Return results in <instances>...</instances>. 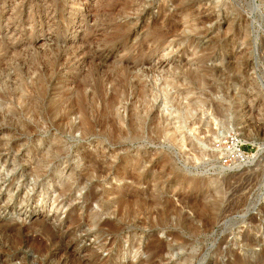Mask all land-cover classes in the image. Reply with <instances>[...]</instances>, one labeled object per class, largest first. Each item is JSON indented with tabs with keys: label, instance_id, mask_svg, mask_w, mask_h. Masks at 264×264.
<instances>
[{
	"label": "rangeland",
	"instance_id": "obj_1",
	"mask_svg": "<svg viewBox=\"0 0 264 264\" xmlns=\"http://www.w3.org/2000/svg\"><path fill=\"white\" fill-rule=\"evenodd\" d=\"M0 264H264V0H0Z\"/></svg>",
	"mask_w": 264,
	"mask_h": 264
},
{
	"label": "built area",
	"instance_id": "obj_2",
	"mask_svg": "<svg viewBox=\"0 0 264 264\" xmlns=\"http://www.w3.org/2000/svg\"><path fill=\"white\" fill-rule=\"evenodd\" d=\"M214 148L226 162L245 163L249 153L245 143L235 134H228L214 140Z\"/></svg>",
	"mask_w": 264,
	"mask_h": 264
},
{
	"label": "bare ground",
	"instance_id": "obj_3",
	"mask_svg": "<svg viewBox=\"0 0 264 264\" xmlns=\"http://www.w3.org/2000/svg\"><path fill=\"white\" fill-rule=\"evenodd\" d=\"M43 16V15H42ZM25 42V41H24ZM14 47V46H13ZM12 48V47H11ZM16 48V47H15ZM166 64V62L165 61H163V60H161V61H159L158 62V65L159 66H163V65H165ZM73 126V125H72ZM85 127H87V126H85ZM73 128V127H72ZM80 128H82V127H80ZM75 129V128H74ZM80 130V129H79ZM82 130V129H81ZM84 130H86L87 131V129L85 128ZM85 132V131H84ZM86 133V132H85ZM8 147V146H7ZM11 147V146H10ZM4 148V147H3ZM9 150V149H8ZM3 151V150H2ZM44 176H46L47 174H46V172L43 174Z\"/></svg>",
	"mask_w": 264,
	"mask_h": 264
}]
</instances>
